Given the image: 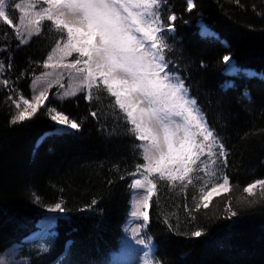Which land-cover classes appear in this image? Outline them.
<instances>
[{"label":"trees","instance_id":"obj_1","mask_svg":"<svg viewBox=\"0 0 264 264\" xmlns=\"http://www.w3.org/2000/svg\"><path fill=\"white\" fill-rule=\"evenodd\" d=\"M194 3L190 12L185 0L162 5L165 23L168 14L178 17L174 35L168 36L171 52L165 49V55L224 144L229 189L205 209L197 208L193 183H162L151 200L147 236L160 264H264V200L249 208L245 197L259 200V189L255 197L243 192L264 179V79L226 75L222 60L230 55L237 67L264 73V0ZM199 20L218 37L203 36ZM56 41L47 25L29 45L21 46L14 30L0 22V59L4 78L10 81L8 88L0 85V253L31 233L49 206L63 201L66 218L58 220L50 253L33 264L52 263L69 241L71 264H108L119 249L130 209L129 173L143 163L134 147L140 142L115 111L114 98L96 89L89 102L79 96L55 103L54 108L82 126L49 135L39 145L38 139L57 127L45 110L22 124L10 123L14 113L9 96L28 97L29 81L43 70ZM229 80L234 87L225 90L222 85ZM93 200L97 203L89 208ZM228 202L238 208V217L224 218ZM197 229L206 235L191 237Z\"/></svg>","mask_w":264,"mask_h":264},{"label":"snow or ice","instance_id":"obj_2","mask_svg":"<svg viewBox=\"0 0 264 264\" xmlns=\"http://www.w3.org/2000/svg\"><path fill=\"white\" fill-rule=\"evenodd\" d=\"M37 2L48 7L31 12L35 4L28 0L25 31L31 34L35 30L39 34L41 21L47 20L53 22L61 33H66V42L63 46L57 42L43 65L45 68L63 67L75 70L76 75L72 78L77 81L78 87L64 92L63 97H74L77 92H85V98L91 101L94 87L106 91L115 98L114 105L126 114L125 120L131 126L128 128L129 133L142 142L134 147L143 149L141 155L144 163L137 164L136 172L129 173L133 177L139 173L141 177L134 178L129 185L130 188L137 190L133 195L134 210L131 216L143 221L132 229L133 233L138 234L147 228L150 221L149 201L156 195L157 182L167 181L173 185L179 182L186 187L187 180L191 184L190 173L195 171L193 166L205 154V149L208 150V155L218 157L221 164L227 166V151L221 138L208 126L197 100L190 95V89L185 85L177 69L169 67L173 62L166 59L165 49L171 52V46L166 40L168 35L174 33L173 22L178 17L171 13L166 16L167 23L161 19V8L162 5H166V0H37ZM236 2L239 3V0ZM15 7L20 9L21 5L16 4ZM195 7L194 0H187V11L190 12ZM5 8V0H0V19L7 25L15 27ZM164 10H167L166 7ZM20 22L24 23V20L21 19ZM201 29L202 35H214L203 24ZM21 43H27V40H22ZM74 53L78 55L70 63L63 62ZM222 60L226 65V75H237L242 71L232 61L230 55L223 56ZM3 70V64L0 62V71ZM261 78L264 79V76ZM0 83L10 85L8 79ZM222 87L227 90L233 85L226 82ZM244 95L246 99L251 100L248 93ZM9 99L12 97L9 96ZM19 99L23 101L24 107L21 108L18 101H13L18 110L10 120L13 125L32 120L40 109L44 108L50 119L61 126L58 131L79 130L82 126L62 111L46 106L45 101L48 100L46 91H40L32 99L24 98L22 95ZM91 115L95 117L97 114L92 112ZM214 147H218V151H212ZM228 185L229 178L223 175L221 183L203 193L197 208L207 209L213 193L227 191ZM255 189H259L260 199L248 200L245 197V203L249 208L264 200V179L248 184L243 192L255 197L257 195ZM201 191L203 192V189ZM36 201L39 202V197H36ZM96 203L97 201L93 200L89 208ZM48 210L59 214L67 212L63 201L49 206ZM224 211L227 213L225 219L239 215L238 208L234 210L231 202L226 204ZM50 228L51 225L48 226L49 230ZM48 234H51L50 231ZM190 235L193 238H200L205 236L206 232L197 229ZM136 242L145 245L151 251L150 238L139 239ZM70 248L69 243L56 264H66ZM40 251L46 253L49 249L42 244ZM0 264H5V261L0 259ZM146 264H152V261L147 260Z\"/></svg>","mask_w":264,"mask_h":264},{"label":"rangeland","instance_id":"obj_3","mask_svg":"<svg viewBox=\"0 0 264 264\" xmlns=\"http://www.w3.org/2000/svg\"><path fill=\"white\" fill-rule=\"evenodd\" d=\"M32 2L35 4V8L32 9L31 12H38V11H41L42 8L48 7V5L39 3L37 2V0H32ZM27 3H28V0H5V4H6L5 10L8 12L9 17L13 19V22L15 25V27L13 26H10V27L14 30V32L16 33V37L20 40V42L22 40H27V43H20L21 46L29 45V42L34 38L35 35H37L35 30H33L31 34H29L28 31H25V24L27 23V18H28L25 14L26 11H28ZM16 4H20L21 8L20 9L16 8L15 7ZM21 9H25V11H22ZM161 9H163V6ZM21 19L24 20V23L20 22ZM0 22L5 23L2 19H0ZM199 22H200L199 23L200 33H202L201 25L203 24L205 26V24L202 22V20ZM47 25L51 26L54 34L57 36L56 43L59 42L61 46H63V43L66 42V33H61L56 28L53 22H50L47 20L41 21L39 33L43 32V29H45ZM209 32L214 33L211 30H209ZM212 36H215V34ZM205 37H210V36H205ZM168 39L169 37H167L166 42L169 41ZM52 50L47 53L46 58L43 61V65L47 61L48 55L52 52ZM0 53H1V50H0ZM77 55L78 54L74 53L72 57H66L63 62L70 63ZM0 62H1V59H0ZM55 62H56V58H54L53 60V63ZM225 68H226V65H225ZM3 69H4V66H3ZM241 70L242 71L239 74L250 73L249 72L250 69H245V70L241 69ZM43 73H49L50 75L44 76L42 75ZM251 73H255L257 74L255 76H259V77L264 76V73H258L256 71H253ZM75 75H76L75 70H72V69L63 68V67H56V68H52V67L45 68L44 67L43 70L38 75H35L30 79L29 85L27 86L28 97L22 94H17V95L11 94L10 95L12 99L8 98V101L13 110V113L15 114L18 111L15 108V105L13 103L14 100L20 103L21 108L24 107L23 101L19 99L21 95L24 98L32 99L35 95H38L40 91H46L48 95V100L45 101V105L50 106V107H54L55 103L62 104L66 101L74 100L78 98L79 96H85L86 95L85 92H77L76 96L74 97H63L64 92L71 91L78 87L77 81L72 78ZM4 79L5 78H4V70H3V71H0V81H3ZM34 81H36V83H34ZM0 85H2L5 88H8V86H5L3 83H0ZM96 89L97 88L95 87L92 89V96H94L93 91ZM101 91H104V90H101ZM61 97H63V99H61ZM87 101L89 102V100ZM113 107L115 111L121 113L122 122L127 123V121L125 120L126 114L122 113V111L118 108V106H115L113 104ZM42 109L44 110V108H41L40 110ZM55 124L57 126L55 127L56 129L54 131L55 133L57 134L69 133V130L67 129L58 131V129H61V126L58 125L57 123ZM128 126L131 127L130 124H128ZM72 131H75V130H71V132ZM139 142L142 143L141 141ZM136 148L139 150L138 155L142 158V162L144 163L143 156L141 155L143 149L139 147H136ZM212 151L214 152L218 151V147H214ZM207 152L208 150L205 149V154L202 155L200 157V160L197 161V164L193 166L195 171L190 173V176H189V179H191L192 183L195 186V192L199 200V203H201L200 198L203 195V193L210 191V189L214 187L217 183H221L222 176L225 175V166L221 164L220 159L216 156L208 155ZM134 178H141V177L139 176V173H137L136 177H132V181ZM162 183L163 184L168 183L169 186H175V185L180 184L179 182H176V184L173 185L171 182L159 181L157 182V190H156L155 196H158L159 187H160L159 185H161ZM185 183L189 184L187 180L185 181ZM227 187L229 189V185ZM201 189H203V192L201 191ZM257 190L258 189H255L254 191L256 192ZM136 191L137 190H134L131 188V192H132L131 204H130V209L128 212V217L126 219V223L123 227V237L121 238V243L119 246L120 249L118 253L112 257V259L108 262V264H146L147 260H151L150 255L148 254L147 247L145 245H140L136 242L139 239H143V236H142L143 229L138 234L133 233L132 231V229L135 228L138 224L143 223L142 220H138L131 216V212L134 210L133 195ZM227 192L228 190L227 191L221 190V192L218 194L213 193L212 197L210 198V202L215 197L223 195ZM155 196L153 198H155ZM148 212H149V209H148ZM150 212H151V209H150ZM57 215H58L57 213L50 212V211L44 213L40 217L36 225L35 231H33L30 235L25 237L21 242L12 245L7 250L0 253V259H3L5 261V264H33V260L35 258L39 260L41 259L42 256L49 254L50 253L49 239L54 234L52 232V229L55 225ZM49 225H51L50 230L48 229ZM49 231L51 233L50 235L48 234ZM42 244L48 247L49 249L48 252L44 253L40 251ZM56 261L57 259L53 261L51 264H56ZM68 262L71 263L70 258H67L66 264H68ZM152 264H155V263L152 261Z\"/></svg>","mask_w":264,"mask_h":264},{"label":"bare ground","instance_id":"obj_4","mask_svg":"<svg viewBox=\"0 0 264 264\" xmlns=\"http://www.w3.org/2000/svg\"><path fill=\"white\" fill-rule=\"evenodd\" d=\"M214 34H215V33H214ZM215 36H216V34H215ZM249 72L251 73V72H253V70H250Z\"/></svg>","mask_w":264,"mask_h":264}]
</instances>
